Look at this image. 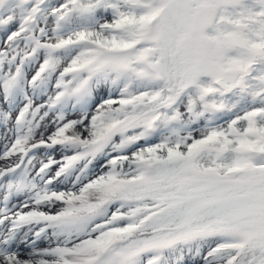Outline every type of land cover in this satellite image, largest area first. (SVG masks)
<instances>
[{"label":"snow or ice","instance_id":"6c2138e0","mask_svg":"<svg viewBox=\"0 0 264 264\" xmlns=\"http://www.w3.org/2000/svg\"><path fill=\"white\" fill-rule=\"evenodd\" d=\"M0 264H264V0H0Z\"/></svg>","mask_w":264,"mask_h":264}]
</instances>
